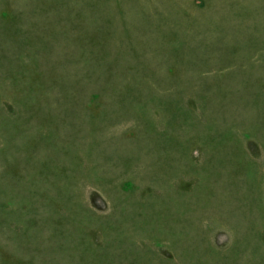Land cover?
I'll return each instance as SVG.
<instances>
[{
  "label": "rangeland",
  "instance_id": "1",
  "mask_svg": "<svg viewBox=\"0 0 264 264\" xmlns=\"http://www.w3.org/2000/svg\"><path fill=\"white\" fill-rule=\"evenodd\" d=\"M0 264H264V0H0Z\"/></svg>",
  "mask_w": 264,
  "mask_h": 264
}]
</instances>
